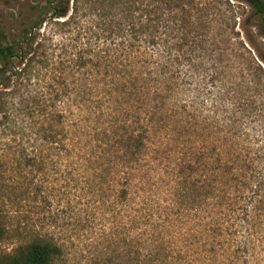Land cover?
Here are the masks:
<instances>
[{
  "label": "trees",
  "instance_id": "obj_1",
  "mask_svg": "<svg viewBox=\"0 0 264 264\" xmlns=\"http://www.w3.org/2000/svg\"><path fill=\"white\" fill-rule=\"evenodd\" d=\"M239 1L264 36V0ZM32 17L19 40L0 28L2 72L21 58L24 82L45 70L60 104L73 96L98 118L96 156L83 159L103 163L101 177H119L121 252L109 262L264 264V69L233 60L230 1L46 0ZM50 25L65 34L62 46L49 45ZM62 255L37 236L0 264Z\"/></svg>",
  "mask_w": 264,
  "mask_h": 264
},
{
  "label": "rangeland",
  "instance_id": "obj_2",
  "mask_svg": "<svg viewBox=\"0 0 264 264\" xmlns=\"http://www.w3.org/2000/svg\"><path fill=\"white\" fill-rule=\"evenodd\" d=\"M44 1L0 0L4 36L19 40L24 22L34 19L32 7ZM229 1L236 17L231 24L235 25L234 54L238 57L232 55L233 60L243 61L241 66L246 69L255 63L264 69V36L253 10L243 1ZM53 28L50 25L45 31L52 36L49 45L62 46L65 34L54 35ZM44 30L45 24L41 33ZM66 50L71 51V47ZM52 78L44 70L24 82L21 58L14 59L7 72H2L0 63V226L4 230L0 258L43 236L62 247V257L53 264H116L109 259L121 252L119 177H101L106 169L103 163L84 161L83 157L97 151L99 120L85 106L80 109L73 96L64 97L60 104L55 92L60 86ZM60 112L67 135L63 143L57 118ZM149 146L157 162L163 164L167 155L161 159L155 152L159 149L156 137ZM140 186H134L133 192L137 193ZM152 197H160V192Z\"/></svg>",
  "mask_w": 264,
  "mask_h": 264
},
{
  "label": "clouds",
  "instance_id": "obj_3",
  "mask_svg": "<svg viewBox=\"0 0 264 264\" xmlns=\"http://www.w3.org/2000/svg\"><path fill=\"white\" fill-rule=\"evenodd\" d=\"M9 251L11 250V248L8 249Z\"/></svg>",
  "mask_w": 264,
  "mask_h": 264
}]
</instances>
